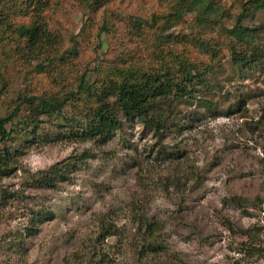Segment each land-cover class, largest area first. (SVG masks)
Returning <instances> with one entry per match:
<instances>
[{"label": "rangeland", "instance_id": "374dc122", "mask_svg": "<svg viewBox=\"0 0 264 264\" xmlns=\"http://www.w3.org/2000/svg\"><path fill=\"white\" fill-rule=\"evenodd\" d=\"M54 1L48 52H0V118L32 98L0 141L15 167L0 173V264H264V10L214 0L225 12L211 22L212 14L200 17L211 12L205 1L189 0L177 18L174 0H116L92 16L82 0ZM243 5L240 26L252 29L253 43L227 33ZM233 48L250 62H236ZM180 59L195 76L189 96L157 102L166 117L160 135L124 117L114 96L121 125L96 142L75 137L90 111L77 96L62 117L37 108V97L76 93L82 75L103 90L116 67L180 79ZM52 165L64 176L49 186ZM143 214L161 226L159 253L145 252Z\"/></svg>", "mask_w": 264, "mask_h": 264}, {"label": "trees", "instance_id": "16d2710c", "mask_svg": "<svg viewBox=\"0 0 264 264\" xmlns=\"http://www.w3.org/2000/svg\"><path fill=\"white\" fill-rule=\"evenodd\" d=\"M116 0H82L80 1L84 5L85 11L88 16H92L97 12L98 8L107 7L110 9ZM166 0H160L164 3ZM205 1L208 5L206 9L211 12L204 11L200 16L201 18H209V14L213 16L209 19L211 22H216L224 12H220L219 5L214 0H193ZM189 0H174L173 16L177 18L179 11ZM251 2L255 7L264 10V0H247L244 4ZM57 4L54 0H0V52L5 53L6 50L10 51L14 56L20 54L22 50H25L28 54L48 52L50 46H53L55 39L48 29L46 24V11L49 4ZM106 9V10H107ZM245 5L238 13V17L234 25L227 30L229 37L238 41H245V43H253V39L250 37L249 27L242 28L241 19L244 17L246 11ZM168 13L162 16H154L152 20H146V24L149 27H153L156 20L167 16ZM18 18V20H16ZM134 26L140 27L139 18H130ZM56 43V42H55ZM15 44V45H13ZM232 50V58L236 62L247 64L250 59L246 55L237 51L234 48ZM25 52V53H26ZM24 53V54H25ZM32 56V55H31ZM10 57V55L8 56ZM253 60V59H251ZM52 61V59H51ZM182 70L184 71L183 77L178 79L170 71H163L162 69L156 71L141 70L135 67L118 68L116 67L115 74L112 77H108V82L104 86V89L100 91V88H91L85 85V75L80 78V83L76 93L69 91L62 95L54 94L49 97H37L38 110L46 114L59 113L61 109L65 107L68 100L74 96H77L79 102L82 101L84 105L90 110L84 115L82 121L83 126L80 131L76 132L75 137L80 141H99L101 139H107L111 132L121 125V120L118 117L116 111L112 109L109 98L114 96L118 103L119 109L126 118H138L143 123L153 127L157 134L165 129V113L156 111L157 102L167 100L168 97L189 96L190 89L188 84L192 77L195 76L191 72L190 66L187 61L180 59ZM38 69H44L43 64L38 63ZM48 72V70L46 71ZM117 73V76H116ZM117 77V78H116ZM85 85V86H84ZM32 98L24 96L21 101H18L13 108L12 114L8 117L0 118V141L4 142L8 139L10 133L6 128L7 122L11 120L14 114L21 108V105L31 102ZM152 114H150L149 110ZM159 110V109H158ZM62 117V114H60ZM65 119V118H64ZM67 122L70 120L65 119ZM77 123L70 124L71 126H79ZM86 153L81 156L84 158ZM15 169L14 166L9 164V159L0 156V173H9ZM51 175L43 177L47 180L49 186H54L53 181L59 176L63 177L64 174L61 169H58L57 165H52L48 171ZM139 228H142L141 237L144 241V249L147 253H159L161 251L158 244V238L160 237L158 232L161 226L158 221L149 220L148 217L143 214L136 217ZM255 248L249 246L246 249V254L252 255L255 253Z\"/></svg>", "mask_w": 264, "mask_h": 264}]
</instances>
